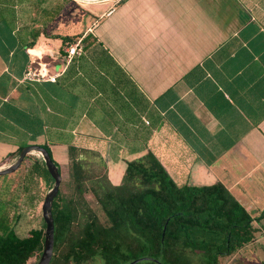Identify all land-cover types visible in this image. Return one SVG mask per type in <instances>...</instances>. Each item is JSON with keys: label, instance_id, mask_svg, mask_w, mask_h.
<instances>
[{"label": "crops", "instance_id": "crops-1", "mask_svg": "<svg viewBox=\"0 0 264 264\" xmlns=\"http://www.w3.org/2000/svg\"><path fill=\"white\" fill-rule=\"evenodd\" d=\"M86 8L87 30L52 35L39 23L35 38L16 0L0 2V168L40 144L67 169L75 145L97 151L119 184L127 161L151 151L178 186L222 183L255 218L236 253L264 251V0ZM76 41L83 52L69 58ZM39 59L56 81L24 79Z\"/></svg>", "mask_w": 264, "mask_h": 264}, {"label": "trees", "instance_id": "trees-1", "mask_svg": "<svg viewBox=\"0 0 264 264\" xmlns=\"http://www.w3.org/2000/svg\"><path fill=\"white\" fill-rule=\"evenodd\" d=\"M65 3L16 0L17 19L35 25L36 38L45 32L37 25L52 22ZM78 36L81 33L63 38L70 44ZM45 147L52 156L50 147ZM68 159L69 191L64 192L63 172L53 158L62 181L52 207L55 242L50 264H85L97 257L102 264L138 259L135 264H194L189 250L200 251L201 264H220L222 257L233 255L255 238V218L222 183L178 186L151 151L127 161L119 184L111 181L106 161L95 150L70 145ZM26 160L17 174L0 177V190L21 196L14 201L13 196L0 194V264H26L43 250L44 221L43 227L25 237L11 225L19 218L17 210L27 208V198L43 195L38 204L41 210L54 183L41 155L29 154ZM87 194H92L105 221Z\"/></svg>", "mask_w": 264, "mask_h": 264}, {"label": "rangeland", "instance_id": "rangeland-1", "mask_svg": "<svg viewBox=\"0 0 264 264\" xmlns=\"http://www.w3.org/2000/svg\"><path fill=\"white\" fill-rule=\"evenodd\" d=\"M85 1L81 0H66L65 7L61 14L57 16L49 25H52L50 33H73L78 31H85L89 26L93 24V17L90 15V12L86 8ZM27 162V160H26ZM23 167V166H22ZM18 169L14 174H17L22 169ZM63 172V191L68 192V171L66 168L62 169ZM9 176H5L4 179ZM10 178V177H9ZM3 179V178H2ZM6 185V184H5ZM1 197H14V201L21 200V196L11 195L6 192V190L2 187L0 190ZM9 194V195H8ZM43 197L41 195L37 200V196L34 199L30 200L27 198L25 201V206L27 208H21L17 210L19 212V218L15 220V223L11 222L12 227L15 229L17 234L21 237L28 236L33 230L36 228L43 227V219L41 210H39V201ZM87 198L90 200L93 207L97 208L94 198L92 194H87ZM36 199V201H35ZM32 201V202H31ZM98 215L102 221H105L104 213L97 208ZM9 218L14 217L13 211L10 210L8 212ZM188 253L192 256L194 264H201L199 260V250L191 251ZM40 256L36 255L29 259L26 264H36L39 260ZM264 261V251L258 250L255 252L254 250H243L240 253H234L231 256L222 257L220 264H264L260 261ZM102 259L100 257L95 258V260L85 263V264H102Z\"/></svg>", "mask_w": 264, "mask_h": 264}, {"label": "water", "instance_id": "water-1", "mask_svg": "<svg viewBox=\"0 0 264 264\" xmlns=\"http://www.w3.org/2000/svg\"><path fill=\"white\" fill-rule=\"evenodd\" d=\"M85 2H94L100 0H81ZM29 154H39L43 157L46 167L54 180L53 187L46 194L41 206L42 219L45 222V239L41 256L36 264H50L54 254V217L52 212L53 201L58 195L62 175L59 167L54 162L48 149L40 144H30L22 147L16 160L5 168H0V177L14 174L20 167L25 164ZM138 260H134L128 264H135Z\"/></svg>", "mask_w": 264, "mask_h": 264}, {"label": "built area", "instance_id": "built-area-1", "mask_svg": "<svg viewBox=\"0 0 264 264\" xmlns=\"http://www.w3.org/2000/svg\"><path fill=\"white\" fill-rule=\"evenodd\" d=\"M83 52V46L81 41H76L75 43L68 46L67 57L71 58L75 54H81ZM57 73H50L48 64L42 60H33L25 73L24 79L28 80H48L56 81Z\"/></svg>", "mask_w": 264, "mask_h": 264}]
</instances>
